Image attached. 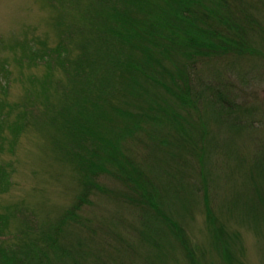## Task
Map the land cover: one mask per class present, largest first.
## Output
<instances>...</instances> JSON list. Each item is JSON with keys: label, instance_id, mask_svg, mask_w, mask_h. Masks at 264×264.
<instances>
[{"label": "rangeland", "instance_id": "374dc122", "mask_svg": "<svg viewBox=\"0 0 264 264\" xmlns=\"http://www.w3.org/2000/svg\"><path fill=\"white\" fill-rule=\"evenodd\" d=\"M76 1L0 0V119L10 111L9 120L15 119L19 110L11 109L19 108L20 103L27 110L20 133L12 132L7 124L0 128V255L4 251L3 240L12 241L16 233L29 226L34 227L29 232L40 231L46 222L57 221L74 204L81 191L80 179L85 175V170L81 171L78 166L84 169L87 161L94 159L96 146L107 151L111 144L108 141H117L119 133L126 132L125 140L121 141L122 150L141 161L152 174H158L153 163L154 150L142 140L147 138L148 130L129 132L127 128L135 118L131 111L119 108L110 94L116 86L111 85L108 77L120 72L113 58L106 52L104 66L80 65L83 50L68 45L72 42L82 48L86 38L85 34L75 36L80 27L72 24L74 19L68 20L65 16L67 12L68 16L72 14ZM252 11L259 22L240 54L204 58L183 65L189 72L194 92L220 87L228 95V104L239 110V116H236L238 111L233 116H224L218 108L210 112L196 106L198 113L189 107L187 111L178 107L185 115L181 121L186 119L178 127L183 131L166 124L169 133L178 135L182 131L179 133L182 137L178 135L181 140L192 142L197 134H205L198 141L201 148L213 132L217 134V149L210 155L218 186L216 193L213 191L218 195L212 204L213 217L203 205L189 207L172 199V208L184 232V245L166 239L156 241L139 217L141 213L146 214L144 208L101 192L94 194L80 211L85 223L73 222L66 228V240L75 249L83 250L88 263L101 259L103 264H264V220L256 225L249 217L247 221L230 210L227 203H232L230 196L237 191L241 175L235 165V169L229 166L228 170L222 162L228 148L234 154L248 157L250 194V179L256 173L252 159L257 149L264 150L261 148L264 141V0L256 3ZM56 48L63 54L69 53L65 55L67 65L60 64ZM128 50L121 47L120 55L127 56ZM92 55L98 57V49ZM31 56H34L32 61ZM69 69L75 79L70 80ZM101 74L106 78L98 76L92 82ZM46 82L49 90H45ZM117 83L121 90L127 86L120 80ZM150 95L153 90L146 94ZM173 100L170 98L168 105L171 112L177 109ZM66 103L68 107L64 108ZM235 117H239L236 120L241 124H248L252 118L251 124L257 129L244 126L239 131L231 124ZM201 122L209 125L211 122L214 127L210 131ZM149 124L145 125L149 127ZM235 131L238 136L233 135ZM171 169L174 167L168 165L161 170L160 178L172 179ZM186 172L189 176L179 175L184 185L177 184L180 189L196 175L189 169ZM100 181L113 189L124 188L107 173H103ZM147 212L152 218V210L147 208Z\"/></svg>", "mask_w": 264, "mask_h": 264}, {"label": "trees", "instance_id": "16d2710c", "mask_svg": "<svg viewBox=\"0 0 264 264\" xmlns=\"http://www.w3.org/2000/svg\"><path fill=\"white\" fill-rule=\"evenodd\" d=\"M262 1L248 0L247 3V0H77L76 4L74 3L72 14L68 16L67 12L65 16L68 20L74 19L72 24L80 27L79 31L74 32L75 36L85 34L86 38L82 48L74 46L72 42L68 45L72 49L83 50L80 65L90 63L94 66H104L106 52L113 58V64L120 72L114 77L107 76L111 78V85L116 86L114 91H109L108 94L114 96L119 108L132 112L131 115L135 119L127 128L129 132L133 133L140 128L148 130L147 138L142 140L154 150L153 163L158 174H152L141 161L122 150L121 141L125 140V131L119 133L117 141H108L111 144L108 145L107 151L96 146L92 154L94 159L90 163L87 161L84 169L78 166L81 171L85 170V175L80 179L81 191L74 204L57 221L46 222L40 231L29 232L34 228L29 226L16 233L12 241L3 240L4 251L3 255H0V264H103L101 259L88 263L83 250L75 249L76 247L66 240L67 226L73 222L80 221L82 225L85 223L80 211L91 201L92 195L100 192L137 208H144L146 214L141 213L139 217L142 224L144 223L143 226L152 233V239H166L184 245L182 225L176 218V212L172 208L174 204L170 201L180 200L189 207L203 205L207 213L213 215L212 204L218 196L215 194L218 186L212 174L214 163H211L210 155L217 149V134L213 132L210 141L201 148L198 141L204 139L205 134H197L192 142L181 140L179 136L182 135L179 133H182L183 128L181 127L182 131L178 136L171 131L169 133L170 128L166 127V124L171 123L177 128L185 124L186 119L181 121L185 115L178 107L186 111L189 107L193 111L199 106L210 112L218 108L216 110L223 112L224 116H233L235 111H238L236 116L240 113L228 104V95L220 87L211 86L202 93L194 92L189 72L187 73L183 65H191L204 58L240 54L243 46L251 40L250 32L257 28L259 22L252 7ZM106 7H109L107 11ZM121 47L129 49L127 56L120 55ZM95 49L99 51L98 57L92 55ZM55 50L60 64L67 65L68 57L65 55L69 53L63 54L59 48ZM33 58L34 56H31V61ZM171 65L176 66V69H171ZM71 69L70 80L75 79ZM87 74L92 77L91 73L85 72V75ZM98 76L106 78L105 74L96 75L92 82ZM118 80L127 85L123 90L118 87ZM47 86L46 82L45 90H49ZM105 90L106 87L102 92ZM152 90L153 95L147 97L146 94ZM170 98L174 99L177 107L172 109V112L168 106ZM20 104L19 108L11 109L19 110L15 119L9 120V114L12 115L9 110L10 112L0 119V128L7 124L12 132H21V123L27 117V110ZM67 107L68 103L64 105V108ZM236 118L239 119L235 117V122L232 121L231 124L239 131L244 126L257 129L251 124L252 118L248 119V124H241ZM223 120L227 122L225 118ZM145 124H149V127ZM201 124L210 131L214 127L211 122L210 125L205 122ZM233 135L238 136V131ZM262 142L261 148L264 147V141ZM252 161L256 173L252 174L250 179V194L246 172L248 157L234 154L228 148L222 162L228 170L229 166L231 169L237 167L236 170L241 175L237 191L232 192L230 196L232 203H227L230 210L247 221L249 217L259 225L260 220H264V150L257 149ZM168 165L170 168L174 167L170 172L172 179L160 178L161 170ZM188 169L194 171L197 176L186 180L185 187L180 189L177 184H183L179 175L184 173L189 176L186 172ZM103 173L113 176L124 188L118 190L103 184L100 181ZM147 208L152 210V218L147 216ZM88 221L86 220L87 223Z\"/></svg>", "mask_w": 264, "mask_h": 264}]
</instances>
